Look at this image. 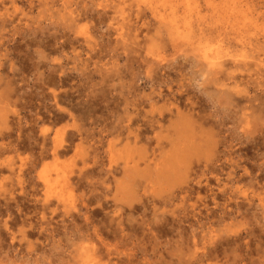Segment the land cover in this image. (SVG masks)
Segmentation results:
<instances>
[{"label":"rangeland","instance_id":"rangeland-1","mask_svg":"<svg viewBox=\"0 0 264 264\" xmlns=\"http://www.w3.org/2000/svg\"><path fill=\"white\" fill-rule=\"evenodd\" d=\"M0 264H264V0H0Z\"/></svg>","mask_w":264,"mask_h":264},{"label":"bare ground","instance_id":"bare-ground-1","mask_svg":"<svg viewBox=\"0 0 264 264\" xmlns=\"http://www.w3.org/2000/svg\"><path fill=\"white\" fill-rule=\"evenodd\" d=\"M207 55V54H206ZM194 112V111H193ZM177 116V115H176ZM139 137V136H138ZM171 150V149H170ZM144 155V154H143ZM153 156V155H152ZM151 161V160H150ZM179 161V160H178ZM185 162V161H184ZM194 164V163H193ZM156 165V164H155ZM171 165V164H170ZM176 166V165H175ZM193 166V165H192ZM173 167V166H172ZM160 168V167H159ZM207 169V168H206ZM191 171V170H190Z\"/></svg>","mask_w":264,"mask_h":264}]
</instances>
